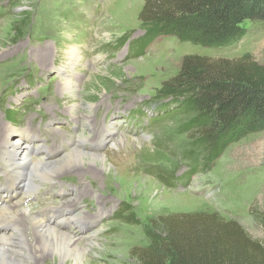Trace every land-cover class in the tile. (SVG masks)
Instances as JSON below:
<instances>
[{
	"label": "rangeland",
	"instance_id": "374dc122",
	"mask_svg": "<svg viewBox=\"0 0 264 264\" xmlns=\"http://www.w3.org/2000/svg\"><path fill=\"white\" fill-rule=\"evenodd\" d=\"M144 1L0 0V123L22 137L30 125L35 134H30L27 147L34 155L53 160L68 152L72 142L66 144L63 138L76 136L81 126L67 115V98L58 105L53 97L60 96L62 81L70 77L80 87L74 97L91 105L88 117L114 126L91 143V150L110 156L116 148L109 141L124 137L126 173H131L125 186L118 182V165L110 157L106 171L102 162L82 160V167L102 172L98 183L90 184L98 189L88 201L103 195L108 201L99 220L84 222L89 228L86 225L83 234L95 232L97 243L88 247L84 262L67 264H139L133 249L147 246L149 233L162 230L159 216L169 213L217 211L264 241L259 219L264 214V129L244 133L212 161L186 130L193 114L174 110L170 98L159 92L162 83L179 72L186 55H249L264 64V20L246 21V34L228 46L205 47L171 35L141 45ZM70 47L78 48L80 58L74 69L66 66ZM53 133L60 135L54 146ZM42 142L47 148L40 150L36 144ZM6 177L0 163V204H11L23 193L20 181ZM73 177L62 175L57 185L35 192L37 199L26 201L35 206L32 212L43 215L52 200L60 199L65 183L72 192L77 190ZM72 192L62 197H73ZM82 208L96 212L89 204ZM120 208L129 211L122 214ZM65 224L68 233H78L75 224ZM45 264L61 263L57 257Z\"/></svg>",
	"mask_w": 264,
	"mask_h": 264
},
{
	"label": "trees",
	"instance_id": "16d2710c",
	"mask_svg": "<svg viewBox=\"0 0 264 264\" xmlns=\"http://www.w3.org/2000/svg\"><path fill=\"white\" fill-rule=\"evenodd\" d=\"M139 20L141 45L171 35L205 47L228 46L246 34V21L264 20V0H145ZM159 92L174 110L193 114L186 130L212 161L244 133L264 129V64L249 55H186ZM259 216L264 225V214ZM158 222L161 232L152 230L149 244L133 249L139 264H264V241L217 211L163 214Z\"/></svg>",
	"mask_w": 264,
	"mask_h": 264
},
{
	"label": "bare ground",
	"instance_id": "6f19581e",
	"mask_svg": "<svg viewBox=\"0 0 264 264\" xmlns=\"http://www.w3.org/2000/svg\"><path fill=\"white\" fill-rule=\"evenodd\" d=\"M65 53L68 55L66 66H71V69H74L80 59L78 58V48L70 47ZM77 87L76 80L65 77L61 83L60 96L53 97L54 102L56 101L58 105H60L59 99L67 98V115L72 116L74 121L81 126L76 136H64L63 141H66V144L72 142L71 148L61 156L58 155L59 157L56 159L49 160L41 153L34 155L28 150L27 146L30 145L32 138L30 134H35L30 125L26 126V137H22L21 134L12 131V128L0 123V130L2 129L0 131V163L4 173L8 175L6 179L13 178L16 182L20 181L23 184L22 196L11 204H8L9 202L0 204V264H45L49 259L57 257L61 264H67L69 261L76 263L83 261L88 247L96 244L98 240V235L95 232L83 234V230L87 229L86 225L89 228V224L84 222L99 220V216L105 214L103 205L108 199L103 195L95 202L88 201V197L98 189L90 184L98 183V177L102 172L101 169L98 170L91 166L82 167V160L87 158L91 164L102 162L103 171H106L105 162L110 157L118 165L120 175L117 176V180L123 186H125V179L131 175L129 172L126 173L129 164L123 156L121 146L124 137L109 141L116 148L110 156L108 154L103 156L91 150V143L99 142L108 128L112 130L111 128L114 126L113 124L107 125L105 120L98 118L91 120L88 117V114L91 113V105L86 102L83 104L80 102L81 99L74 97V92L80 88ZM53 134L51 137L52 146L57 144L60 137L58 133ZM36 145L40 150L45 147L44 142ZM47 154L49 155L50 152L46 150ZM62 175H73V179L77 180L74 183L78 189L74 192L68 188L66 183L60 189L64 195L72 192L73 197L63 198L62 194L60 199L52 200L51 206L45 207L43 215L34 214L32 208L35 206L31 207L26 202L27 199L30 198L31 201L37 199L35 192L43 187L49 189L52 183L57 185L61 182L59 178ZM105 175H107L105 182L108 183L110 174ZM126 186L129 187L127 184ZM8 193L6 201L8 198L10 199V189ZM86 204L96 210L95 214H93L94 212L89 214L82 208ZM64 222L72 226L75 224L78 233L74 234L71 231L68 233L64 230L63 226L66 225ZM82 238H84L83 241H81Z\"/></svg>",
	"mask_w": 264,
	"mask_h": 264
}]
</instances>
